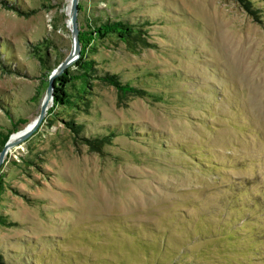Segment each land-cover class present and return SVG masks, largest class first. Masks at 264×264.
<instances>
[{
  "label": "rangeland",
  "instance_id": "374dc122",
  "mask_svg": "<svg viewBox=\"0 0 264 264\" xmlns=\"http://www.w3.org/2000/svg\"><path fill=\"white\" fill-rule=\"evenodd\" d=\"M70 2L0 0V150L70 51ZM77 20L140 38L95 34L6 149L0 264H264V0H78Z\"/></svg>",
  "mask_w": 264,
  "mask_h": 264
},
{
  "label": "water",
  "instance_id": "95a60500",
  "mask_svg": "<svg viewBox=\"0 0 264 264\" xmlns=\"http://www.w3.org/2000/svg\"><path fill=\"white\" fill-rule=\"evenodd\" d=\"M77 11H78V0H71L70 2V23H71V36H72V45L68 54L60 61L56 67L50 72L48 77V84L45 90V95L41 102L40 111L34 121L28 125L24 130L20 133H17L14 139L7 141L2 149L0 150V162L3 158V155L6 149L23 140L28 135H30L41 123L47 109V104L49 103L54 87V79L55 77L60 74L68 65H70L73 61H75L79 54H80V43L78 38L79 27H78V20H77Z\"/></svg>",
  "mask_w": 264,
  "mask_h": 264
},
{
  "label": "trees",
  "instance_id": "16d2710c",
  "mask_svg": "<svg viewBox=\"0 0 264 264\" xmlns=\"http://www.w3.org/2000/svg\"><path fill=\"white\" fill-rule=\"evenodd\" d=\"M247 7V6H246ZM95 23V22H94ZM87 24H90L91 28L94 27L93 29L95 30V33L89 32V31H80L79 33V40L81 42V52L80 56L78 57V62H80L84 55L86 54V44L87 42L94 37L95 34L97 35H102L106 33H114L117 34L118 36H121V34L125 33V35H129L132 39H138L140 38L139 32L141 28H135L133 25H128L124 23L123 21H116V20H109L108 22H102L100 24H93L92 22L88 21ZM80 66L84 68V72L88 69L91 68V64L89 61L82 60ZM66 77V76H65ZM61 78V77H60ZM58 77V79H60ZM57 79V80H58ZM84 79V77H83ZM107 80L117 86L119 90H122L124 88H127V84H123L120 81H118L115 77L113 76H108ZM58 91V89H57ZM120 94V93H119ZM57 95V94H54ZM71 127L75 133L78 132V129L81 126L76 127V125L71 124ZM84 142L88 144L91 150L94 151H100L102 149V146L109 142L110 138L108 135H102L97 138H83L82 139Z\"/></svg>",
  "mask_w": 264,
  "mask_h": 264
},
{
  "label": "bare ground",
  "instance_id": "6f19581e",
  "mask_svg": "<svg viewBox=\"0 0 264 264\" xmlns=\"http://www.w3.org/2000/svg\"><path fill=\"white\" fill-rule=\"evenodd\" d=\"M14 136H15V135H14ZM14 136H13V137H14Z\"/></svg>",
  "mask_w": 264,
  "mask_h": 264
}]
</instances>
